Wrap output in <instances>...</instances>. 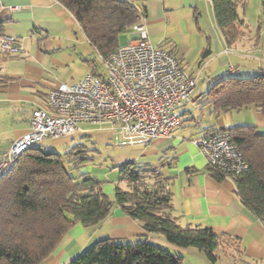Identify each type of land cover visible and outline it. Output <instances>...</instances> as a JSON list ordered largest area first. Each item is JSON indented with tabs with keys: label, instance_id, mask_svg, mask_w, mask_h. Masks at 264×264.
Wrapping results in <instances>:
<instances>
[{
	"label": "trees",
	"instance_id": "obj_1",
	"mask_svg": "<svg viewBox=\"0 0 264 264\" xmlns=\"http://www.w3.org/2000/svg\"><path fill=\"white\" fill-rule=\"evenodd\" d=\"M76 19L88 43L106 57L120 45L123 34L141 22L144 15L135 0H55ZM215 20L228 45L244 32L239 7L246 0H211ZM264 20V0H261ZM6 20H0V37L5 36ZM231 70V72H235ZM230 74L214 83L201 102L210 114H223L256 108L264 117V71ZM5 84L0 79V86ZM190 112L183 114L188 115ZM226 132L241 150L248 169L238 175H226L207 165L216 179L231 178L237 196L258 219L264 218V131L255 125L227 129L206 128L203 132ZM76 137L72 136L71 139ZM70 151L63 154L33 146L0 173V264H41L60 245L69 229L81 223L94 228L103 222L115 206L138 222L149 233L169 244L195 249L212 264L220 259L219 249L228 240L208 227L182 226L172 215V194L166 178L158 170L136 161L118 167L119 182L111 199L99 181L82 168L90 161L87 146L96 144L82 135ZM85 141V143L83 142ZM70 264H185L184 256L142 238L137 241L100 239Z\"/></svg>",
	"mask_w": 264,
	"mask_h": 264
},
{
	"label": "crops",
	"instance_id": "obj_2",
	"mask_svg": "<svg viewBox=\"0 0 264 264\" xmlns=\"http://www.w3.org/2000/svg\"><path fill=\"white\" fill-rule=\"evenodd\" d=\"M135 2L144 13L141 21L151 42L177 55L190 75L200 77L193 100L199 99L214 83L230 74L248 75L264 71V25L261 31L254 34L247 24V13L245 17L239 13L245 23L244 32L237 41L228 45L217 26L211 0ZM11 8L17 10L12 11ZM241 9L244 7L240 6L238 10ZM261 19L264 24L262 16ZM0 20H6L5 34L16 38L22 47L20 53L11 55L3 54L0 49V79L5 83L0 86L1 159L14 141L28 131L33 111L46 106L49 90L60 83L68 84L74 80L71 75L75 63L71 62L74 59L70 52L78 53L82 41H88L75 17L55 0H0ZM128 33L129 39L120 44L137 37L131 31ZM237 53L246 54V59L252 62L247 65L235 64L231 56ZM231 67L236 69L235 72H231ZM205 78L209 81L206 82ZM248 109L258 111L256 108ZM257 116V123L253 120L245 124L255 125L259 131H264L259 127L264 122ZM238 121L225 117L217 125L209 127L227 129L244 125ZM183 127L182 124L169 136L153 141L157 151L151 152L161 153L157 163L137 162L133 156L123 162L136 161L143 166L158 169L164 177L170 178L166 189L172 194V215L182 226L208 227L234 240V244L228 240L224 243L222 248L225 251L220 248L226 255L219 251L220 259L216 264L221 259L232 260L230 251L226 253V250L231 249L240 254L241 264H264V227L243 205L231 178L218 180L207 171V161L195 144V140L205 134L204 130L191 142H185V137L181 139L178 134ZM83 132V135L93 139L97 137L110 142L113 138L107 128L94 126ZM171 138L172 145L165 148L164 141ZM60 140H71V137ZM149 152L144 151L143 155ZM113 182L115 185L126 186L125 181L119 182V175L113 177ZM114 197L115 190L110 194L111 199ZM86 230L82 228L79 232L85 238L81 247L70 249L60 243L41 264H70L74 257L96 239L137 241L144 237L172 252L182 254L184 259L194 257L201 264H212L203 253L195 249L179 248L158 235L147 233L119 206H115L111 214L93 228L91 234Z\"/></svg>",
	"mask_w": 264,
	"mask_h": 264
},
{
	"label": "built area",
	"instance_id": "obj_3",
	"mask_svg": "<svg viewBox=\"0 0 264 264\" xmlns=\"http://www.w3.org/2000/svg\"><path fill=\"white\" fill-rule=\"evenodd\" d=\"M131 32L137 37L101 57L104 73L49 90L46 106L33 111L28 131L0 159V173L33 146L83 134V124L111 131L115 149L148 146L181 127L182 110L192 102L200 77L190 75L177 55L155 46L142 21ZM0 49L7 55L22 51L18 40L7 35L0 37ZM195 144L221 173L238 175L248 169L226 132H207ZM259 221L264 227V218Z\"/></svg>",
	"mask_w": 264,
	"mask_h": 264
},
{
	"label": "rangeland",
	"instance_id": "obj_4",
	"mask_svg": "<svg viewBox=\"0 0 264 264\" xmlns=\"http://www.w3.org/2000/svg\"><path fill=\"white\" fill-rule=\"evenodd\" d=\"M239 13L242 14L243 17H245V13L249 16V22L246 23L250 25V29L253 30L254 34L261 31L260 28H263V21L261 19L262 16V6H261V0H247L246 6L244 9H241ZM130 37V33H125L121 36L120 42L124 43L127 41ZM239 39V38H238ZM237 39V40H238ZM258 39V38H257ZM236 40V41H237ZM28 44V42H27ZM70 55L72 59L71 62L75 63L72 66L73 74L71 75L74 80H71L68 82V84L75 83L85 77L88 74H94V73H104V64L102 62L101 56L92 48L91 45H89L85 40L82 41L79 52L74 54L73 52H70ZM233 59V62L235 64H250L249 59H246V54L244 53H237L231 56ZM254 73V72H253ZM256 73V72H255ZM236 76H242V75H236ZM206 82L208 79H204ZM202 98L199 97V99L192 100L189 105H187L184 109L185 111L182 113H188V115L182 116L183 125L185 127L181 128L182 132L178 133L180 134V138L185 137V142H191V139L197 138L203 130H205L207 127L211 125H217L219 120L225 119V117L231 118V120H239L242 124H245V122H253L257 123V115H259L264 122L263 114L259 111H254L250 109H242L240 111H232L231 113H227L221 115L220 117H216L214 114H210V110L208 107L203 106L202 102L200 101ZM183 111V110H182ZM92 125L83 124L82 128L84 131H88L92 129ZM261 129H264V125H260ZM84 133V132H83ZM83 134L76 135L74 139L71 140H59V141H52V140H46L40 144L39 146H42L44 150L56 152V153H65L67 151H70L74 146L78 144V142L82 141L80 137H82ZM84 136V135H83ZM96 144L90 145V143H87V146L92 152H89L90 161L85 165L84 168H82V172H88L93 177L98 179L99 181H102V189L104 193L110 197V194L114 193V190L116 188L115 183L113 182V177L119 175L118 173V167L119 165L128 162H123L126 158L129 157H135L137 159V162H149L150 164H155L159 161L160 154H155L154 151L157 149L156 146H154V142L151 143V145L147 146H140V147H134V148H118L115 149L112 146V142H108L106 139H99L94 138L93 139ZM173 138L165 140L164 145H166L165 148H169V146L172 145ZM180 141V140H178ZM85 143V141H83ZM146 147V148H145ZM146 155H143V152L146 151ZM110 192V193H109ZM78 229H87L88 234H91L93 231V228H87L82 226L81 223H77L73 225L69 231L64 235L61 244L69 247L70 249L75 248L76 246L81 247L83 242L85 241L84 236L79 235L80 230ZM99 239H96L95 241H92L90 244L87 245L86 249L82 252L84 253L87 249L91 248L95 242H97ZM75 245V246H74ZM224 251L225 249L222 248ZM223 250H219L220 253L225 254ZM230 251L229 253L232 256V260L228 259H221L219 264H241L240 261V254L236 252L235 250H226V253ZM79 253V254H82ZM226 255V254H225ZM189 258V259H188ZM231 262V263H230ZM185 264H201L198 260V258L194 257H186L184 259Z\"/></svg>",
	"mask_w": 264,
	"mask_h": 264
}]
</instances>
